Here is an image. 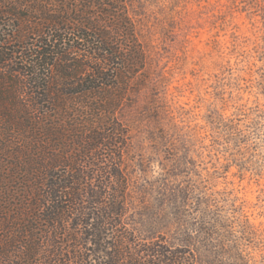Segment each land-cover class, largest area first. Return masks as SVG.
<instances>
[{"label":"trees","instance_id":"trees-1","mask_svg":"<svg viewBox=\"0 0 264 264\" xmlns=\"http://www.w3.org/2000/svg\"><path fill=\"white\" fill-rule=\"evenodd\" d=\"M129 0H0V264H199L129 226Z\"/></svg>","mask_w":264,"mask_h":264},{"label":"rangeland","instance_id":"rangeland-1","mask_svg":"<svg viewBox=\"0 0 264 264\" xmlns=\"http://www.w3.org/2000/svg\"><path fill=\"white\" fill-rule=\"evenodd\" d=\"M146 85L119 120L129 226L199 264H264V0H129Z\"/></svg>","mask_w":264,"mask_h":264}]
</instances>
